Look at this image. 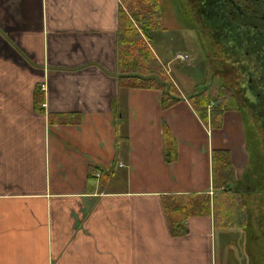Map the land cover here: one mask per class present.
<instances>
[{"label":"crops","instance_id":"0c3cea01","mask_svg":"<svg viewBox=\"0 0 264 264\" xmlns=\"http://www.w3.org/2000/svg\"><path fill=\"white\" fill-rule=\"evenodd\" d=\"M121 7L0 0V264H215L217 214L241 200L233 179L248 165L241 115L217 127L212 97L202 119L196 83L176 86L170 108L156 90L121 89ZM224 151L228 169L214 155ZM163 202L199 213L184 236L170 233Z\"/></svg>","mask_w":264,"mask_h":264},{"label":"flooded vegetation","instance_id":"af4514ba","mask_svg":"<svg viewBox=\"0 0 264 264\" xmlns=\"http://www.w3.org/2000/svg\"><path fill=\"white\" fill-rule=\"evenodd\" d=\"M182 16L185 32L195 36L200 55L217 62L221 85L213 105L221 102L226 107L220 110L237 112L255 133L250 150L243 124L249 159L243 179H233V190L242 192L234 204L245 221H253L245 211L248 206L258 212L254 222L263 235L252 249H260L264 246V0H184ZM191 77L187 73L184 78ZM207 87L195 90L191 97L209 93ZM234 215L241 226L240 214ZM256 252L260 251L254 252V258L264 260V251Z\"/></svg>","mask_w":264,"mask_h":264},{"label":"trees","instance_id":"16d2710c","mask_svg":"<svg viewBox=\"0 0 264 264\" xmlns=\"http://www.w3.org/2000/svg\"><path fill=\"white\" fill-rule=\"evenodd\" d=\"M120 1L124 9L122 7L119 8L116 35V65L119 87L126 90H156L160 92L162 107L170 108L180 98H178L179 92L173 76L167 73L166 65L154 50V35L160 31L162 26L160 22L159 0H140L145 6L144 14L142 15L138 10L132 12L138 0H130L131 2L128 0L127 2L125 0ZM157 39L159 37H156ZM210 97L207 92H204L197 97L189 98L194 110H196L202 119H206V107L210 102ZM225 107L222 103L217 110L215 109L210 113V120L216 123L217 127H220V116L223 114V111L220 109ZM38 110L42 111L41 108ZM170 138L171 135L165 129L163 132L164 143L170 140ZM218 152L214 153L215 157L219 160L220 165L225 167L224 169H228L230 161L227 153L224 151L220 157H217ZM169 156H167L168 161L172 159ZM176 198L181 200L189 197L185 195ZM187 204V202H173L172 211L166 212L167 203L163 202L170 233L175 237H181L186 234L185 222L188 217L199 215L196 211H191L195 208H190ZM206 206L208 210V201H206L205 206L203 205L202 208ZM202 214H205V211Z\"/></svg>","mask_w":264,"mask_h":264},{"label":"rangeland","instance_id":"374dc122","mask_svg":"<svg viewBox=\"0 0 264 264\" xmlns=\"http://www.w3.org/2000/svg\"><path fill=\"white\" fill-rule=\"evenodd\" d=\"M125 1L127 2V0ZM128 1L131 2L130 0ZM183 1L184 0H159L161 15L160 22L162 26L160 31L154 35V50L166 65L167 71H170V75L173 76L177 86L183 93L188 92V83L191 87H193L194 83H196V87L194 86L190 90L191 94L195 90H200L202 87L208 86V94L211 97L217 98V89L220 88L221 85L219 76L215 72L217 68V62H208L207 60H204L203 56L200 55L199 51L197 50L198 44L195 36H193L194 38L190 37L188 36L189 33L187 34V32H185L184 25L181 21V19H183ZM144 7V4L138 0L137 4L132 9V12L138 10L142 15L144 14ZM156 37H159V39L156 40ZM177 54H187L190 57L186 61H176L174 58ZM176 65H178L180 68L176 67ZM187 73L192 75L191 82L183 78ZM220 104L222 103H218L216 105L214 104L215 106L209 110V113L215 109H218ZM233 109L237 110L234 106ZM225 112L226 111H223V113ZM226 128L227 130L230 129L228 127ZM245 131L251 150L255 133L252 131L251 127L248 125L246 126V124ZM247 210L249 211V218H253V221L251 220L248 222L247 220L243 226H237L236 221L228 223L229 226L227 228L229 229L224 232L227 234L226 236H222L221 234L223 233L222 230L224 229L222 227V223L224 222V219L226 222L231 216L230 212L235 211L237 216L240 214L239 218L242 221L244 217L242 216L241 211H239V205H237V203L234 204L227 212L217 214L218 218L217 226L214 232L213 247V258L215 264H222V259H224L223 256L226 257V264H264L263 258L262 260H257L254 258V252H261V250L264 251V246L260 249H252L259 243V239H261L263 235L259 227L254 222V215L258 214V212H254V209L251 206H248ZM240 235H245L250 239H247L246 242L242 243V241H245V239H239L237 236ZM262 256L264 257V253Z\"/></svg>","mask_w":264,"mask_h":264},{"label":"built area","instance_id":"2783aa9c","mask_svg":"<svg viewBox=\"0 0 264 264\" xmlns=\"http://www.w3.org/2000/svg\"><path fill=\"white\" fill-rule=\"evenodd\" d=\"M176 61H186L189 59L188 55L187 54H177L176 57L174 58ZM41 90L44 89V86L41 85Z\"/></svg>","mask_w":264,"mask_h":264}]
</instances>
